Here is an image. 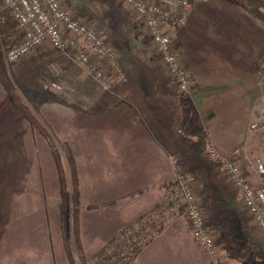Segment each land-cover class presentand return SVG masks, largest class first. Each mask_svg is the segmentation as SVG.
<instances>
[{"label":"crops","instance_id":"0c3cea01","mask_svg":"<svg viewBox=\"0 0 264 264\" xmlns=\"http://www.w3.org/2000/svg\"><path fill=\"white\" fill-rule=\"evenodd\" d=\"M172 9L179 7L173 4ZM2 10L0 0V264H70L61 220L46 213L54 210L48 201L58 186L43 168L38 185L39 164L53 162L52 142L46 132L39 133L38 120L45 129L53 128L55 102L38 90L41 80L29 76L44 58L45 44L10 64L6 50L23 39L24 31ZM166 29L195 79L193 93L179 92L164 64L161 74L158 65L146 72L132 59L129 47L130 60L120 58L130 75L127 81L105 89L98 78H78L76 100L56 109L61 122L57 130L72 148L82 211L94 204L101 217L95 215L90 223L81 216L86 223L81 228L85 255L96 254L119 230L163 207L175 186L176 160L195 180L210 213L207 222L218 226L221 220H237L233 211L243 207L239 195L206 155L188 150L182 131L206 128L211 143L238 158L251 181L264 183L252 167L250 147L255 145L247 134L259 121L262 126L254 130L264 132L262 21L238 0H200L182 23ZM75 43L70 46L74 52ZM136 49L144 50L143 44ZM135 63L146 73L137 71L142 78H135ZM182 105L191 111L188 119ZM227 211L233 219L226 218ZM188 233L186 222H169L130 264H213L208 253L192 246L195 240Z\"/></svg>","mask_w":264,"mask_h":264},{"label":"rangeland","instance_id":"374dc122","mask_svg":"<svg viewBox=\"0 0 264 264\" xmlns=\"http://www.w3.org/2000/svg\"><path fill=\"white\" fill-rule=\"evenodd\" d=\"M61 1L66 8L71 10V12L75 17L94 26L98 30V32L105 37L107 42H109L112 46L115 47V49L117 50L118 61L126 76V79L122 80L123 82L127 81V78H130V75L127 74L126 69H124L125 67L121 63L120 58L121 59L124 58V60L127 61L130 60L129 59L130 55L127 56V52H126V49H129V47L133 49L134 57H132V59L136 61L138 66H141L143 69H145V71L146 69H149L151 70V72H154L156 68L155 65H158L157 74H161V70L159 67L163 66V62L158 52L156 51V48L153 44V40L148 34V31L144 26L142 20L139 19L138 17H135V15L132 12V9L129 6H127L120 0H61ZM246 1L256 6L260 5V2L258 0H246ZM262 1L264 2V0ZM262 23L264 25L263 21ZM74 41H76L77 43V44L75 43V46H77L80 43V40L76 38L74 39ZM139 43L143 44L144 50L137 51L136 46H138ZM41 47H43L42 53L44 54L43 55L44 58H42L38 64L36 63L35 71L33 70L31 72L29 78H38L39 82L41 80V83L37 82L38 83L37 87H39L38 90L43 89L46 92L47 96L48 95L50 96L51 94V96L54 98L55 108L53 111L54 114L52 116L54 119L53 120L54 124L52 129L50 130L49 128L45 129V125H42L40 120H38L39 133L44 134V132H46L45 134L50 139L49 141L52 142V151L54 148V152H52L53 162L39 164L38 185H40V183L42 182L40 177L42 175L41 169L43 168L48 173V176L50 175L51 177H53L54 180L53 185L55 187L58 186L57 189L54 188L55 195L53 200H50L49 198L50 202L48 201V203L50 204L48 205V207L50 206L54 210H51L50 212L47 211L46 212L47 217L52 216V218L54 219L61 220V233L69 257L71 255L76 260L77 264H92L93 263L92 260L108 246L112 245L115 248L117 247V244L120 243L119 237L121 234H124V236L126 237H129L130 234L127 232L126 229L127 227L119 230L118 233L115 235V237L105 244L102 250L91 256L85 255L84 257L86 258L87 262L86 263L81 262L80 260L81 253L79 252L80 247H82V250L84 251L83 238H82L83 234L81 228L83 224L86 225V223L83 222V220L81 221V216L83 215L86 221L88 220L90 221V223H93L95 219V215L100 217V214H95V212L93 211L94 204L84 205L86 210L82 211L83 206L81 204L82 197L80 193V187H77L76 184L74 183L76 170L72 162H70L71 158L69 157L67 152L66 153L64 152L63 145L65 141H63L61 133L57 130V127L61 126V122L60 119L58 118V116L60 115H58L56 109L57 108L59 109L60 107L64 106L63 102L68 101L69 103L70 102L73 103L74 100H76V95L78 92V86H77L78 78H92V77L96 78V77L93 72H91L85 65H82L77 60L75 56L76 52H74L75 51L74 47L73 48L69 47L66 50H60L52 47L49 43H46ZM38 48L40 47L38 46ZM99 61H100L99 58L97 57L93 58V62L98 63ZM136 63H135L136 68L132 67L131 69L134 68L133 73L135 74V78H142L141 76L139 77L137 76V71H140L139 74L146 75V73H143L144 71L142 69L137 70L138 66L136 65ZM131 66L133 65L131 64ZM107 72L110 73L109 70H107ZM164 72L165 70H163V73ZM167 77H169V75ZM20 78H25V76ZM153 78H159V76L155 74ZM160 78L162 79L165 77H162L161 75ZM117 81H121V79L120 78L117 79L115 83ZM193 81H194V85H193L192 93L194 92V90H196L194 78ZM50 82H56L62 84L63 89L59 91L54 88L47 87L46 85L49 84ZM190 91L181 92V93L189 94ZM45 97L46 96L44 95L42 98H39V100ZM23 102L24 101H22L21 104L24 106ZM26 102L29 104L32 101L31 99L27 98ZM188 113L189 114L191 113L190 109L187 106L184 107L182 105V114L183 116L185 115L187 119H188ZM261 124L262 121H259V125ZM250 129L251 131H248L247 134H249V139L255 145L254 147H250L251 152L254 154V155L252 154L251 159L253 161L252 167L255 171L254 168L255 159L257 157H261L264 160V132L258 130L255 131L252 125ZM256 129H258V127ZM55 152H57L58 154L55 155ZM57 160L59 161L60 165H58ZM61 171L63 172V176L61 174ZM222 177L225 180L227 187L231 190H234L239 195L238 197L242 201L240 192L237 191V189L233 187L232 184L229 183L228 179L225 176L222 175ZM192 181L196 185L195 180L192 179ZM175 184H176V180H175ZM175 188L176 186H173L171 188V191L173 190L174 192ZM171 191H169V193ZM172 197H173V201L170 204L165 202L163 207L156 212L157 215L154 217V221H153V224H155L156 226L155 228L152 229V232H154V237L152 238V240L163 231V229L169 224V222L173 220L178 219L188 224L186 216L184 214V210L183 213L181 210L183 209L184 205H181L182 201H181L180 193L176 192L175 195H173ZM241 204L243 206L241 209L236 208L233 211V213L237 216L236 221L233 220L232 223L229 222L224 223V221L221 220L218 222L219 225L216 226L214 223H212V220H209V222H207L210 213L206 205L203 203L204 210L206 212L205 214L206 222L208 225L211 223L212 226L211 225L209 226L213 228L214 231L217 233L220 254L221 256H225L223 257L224 264H228L227 261L229 260L233 261L234 264H264V243L261 241V238L264 239V235L257 228V225H255L252 215H250V213L244 207L243 202ZM169 207H172L173 209L169 210ZM179 212H181L182 214ZM228 213H229L228 211L225 212L226 218L233 219L232 218L233 215H230ZM103 214L104 211H102V216L104 217ZM188 227H189V233L187 235L190 236L191 238H194L195 240L192 243V246L196 245L198 250L202 249L205 251V249L200 245V243L194 237L189 225ZM89 228L91 229V231H93V228H91L90 226ZM91 233L92 232H90V234ZM256 240L258 242H256ZM197 248L195 249V251L197 254H200L199 251H197ZM258 252L259 254L262 255L258 256L257 255ZM227 256H230V258L232 259H229ZM115 257H113L112 260L117 264H130L137 256L129 263L125 259L116 260ZM211 260L213 264H216L212 258ZM104 261L105 258H101L98 263L99 264L105 263Z\"/></svg>","mask_w":264,"mask_h":264},{"label":"built area","instance_id":"2783aa9c","mask_svg":"<svg viewBox=\"0 0 264 264\" xmlns=\"http://www.w3.org/2000/svg\"><path fill=\"white\" fill-rule=\"evenodd\" d=\"M120 1L138 14L139 19L144 23L156 51L179 91L192 90L193 77L183 62L181 51L174 48L173 38L166 28L168 25L182 23L185 14L200 0ZM173 4L178 5V11L172 9ZM2 6L18 27L24 31L23 39L11 45L6 52L10 64H17L36 47L46 43L54 48L66 50L75 43L76 38L80 40L75 54L77 60L94 73L105 89H111L119 78L126 79L115 47L107 42L94 26L75 17L61 0H2ZM94 57L99 58L100 61L93 62ZM46 86L59 91L63 89V85L56 82H50ZM252 127L256 129L259 125L255 122ZM206 156L218 167L229 183L240 192L244 207L252 215L255 224L264 235V183L257 184L251 181L245 174L239 159L223 154L212 143ZM175 168L176 188L174 192L172 190L167 195L166 202L170 204L173 201L172 196L176 192L180 193L183 203L181 205H184V214L194 237L216 264H224L217 233L206 222V212L196 185L186 168L178 160L175 161ZM254 168L258 176L263 178V158L255 159ZM172 209L169 207V210ZM156 212L146 214L132 224L134 228L129 231V234L133 235L134 240H138L139 244L154 237L152 229L156 226L153 224Z\"/></svg>","mask_w":264,"mask_h":264},{"label":"trees","instance_id":"16d2710c","mask_svg":"<svg viewBox=\"0 0 264 264\" xmlns=\"http://www.w3.org/2000/svg\"><path fill=\"white\" fill-rule=\"evenodd\" d=\"M260 2V5L256 6L253 5L251 3H249L246 0H238V2L246 7L253 15H255L258 19H260L261 21L264 22V2L262 0H258ZM182 136L184 141L187 143L188 145V150L195 154V155H200V156H204L206 155V152L209 148V146L211 145V136L210 133L207 131L206 128H201L198 129L194 132H190V131H182ZM64 148V152L69 155V157L71 158V161L75 170H76V165L73 159V153H72V148L70 147V145L68 143H64L63 145ZM53 152H54V148H53ZM58 153L55 152V155H57ZM58 165H60L59 161L57 160ZM77 171H75V180L74 183L76 184V186L78 187V179H77ZM61 174L63 176V172L61 171ZM63 179V177H62ZM64 183V180H63ZM77 190V188H76ZM182 211L184 210L181 209ZM134 227L132 225L128 226L127 232L129 233L130 230H132ZM136 234V233H135ZM136 235H139V233H137ZM118 240V239H117ZM152 240V239H151ZM148 240L142 244L138 243V240H134L133 235H130L129 237L124 236V234H121L119 237V242L117 244V247H113L112 245L108 246L106 249H104L100 254H98L93 260H92V264H99L98 262L100 261L101 258H105V263H101V264H117L116 262H113V257H115V259H125L128 263L131 262L139 253L140 251L151 241ZM118 242V241H117ZM121 244V245H120ZM118 248V249H117ZM79 252L81 253V257L80 260L82 263H86V258L84 251L82 250V247H80ZM258 256L262 255L259 254V252L257 253ZM70 260V264H77L76 260L70 255L69 257Z\"/></svg>","mask_w":264,"mask_h":264}]
</instances>
